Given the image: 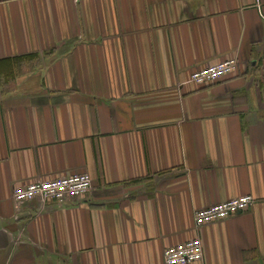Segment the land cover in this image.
Instances as JSON below:
<instances>
[{"label":"crops","instance_id":"crops-1","mask_svg":"<svg viewBox=\"0 0 264 264\" xmlns=\"http://www.w3.org/2000/svg\"><path fill=\"white\" fill-rule=\"evenodd\" d=\"M83 172L82 200H13ZM193 239V264H264V0H0V264H166Z\"/></svg>","mask_w":264,"mask_h":264},{"label":"built area","instance_id":"built-area-1","mask_svg":"<svg viewBox=\"0 0 264 264\" xmlns=\"http://www.w3.org/2000/svg\"><path fill=\"white\" fill-rule=\"evenodd\" d=\"M76 4L87 0H74ZM239 69L237 57L229 58L216 65L196 71L191 75V82L199 87L216 84L234 76ZM92 191L91 176L87 172L73 173L55 178H37L29 183L15 186L12 196L17 206H23L35 201L64 204L71 200H82ZM255 204L251 195L242 196L196 210L194 221L197 228L230 219L248 211ZM204 250L200 239L168 248L164 253L166 264H193L203 262Z\"/></svg>","mask_w":264,"mask_h":264}]
</instances>
